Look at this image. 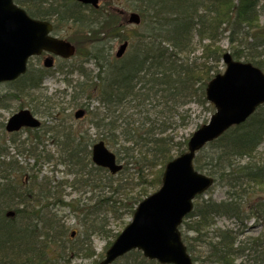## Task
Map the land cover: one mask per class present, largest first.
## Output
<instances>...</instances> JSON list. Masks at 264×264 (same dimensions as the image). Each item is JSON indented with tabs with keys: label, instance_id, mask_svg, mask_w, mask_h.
I'll return each instance as SVG.
<instances>
[{
	"label": "trees",
	"instance_id": "obj_1",
	"mask_svg": "<svg viewBox=\"0 0 264 264\" xmlns=\"http://www.w3.org/2000/svg\"><path fill=\"white\" fill-rule=\"evenodd\" d=\"M14 2L29 17L50 22L53 31L59 23L71 22L79 26L80 38L87 35L92 39L99 34L98 29L100 32L109 31L112 39L127 41L126 37L117 33L122 32L119 25L122 18L117 15L99 14L73 0ZM126 4L139 16L142 25L141 30L132 31L127 55L118 60L111 59L101 48L99 51L103 53L99 55L95 46L94 51L87 53L97 71L93 77L85 73L81 66L65 73L67 76L77 71L81 78V81L75 82L65 80L71 90L67 104L72 108H83L91 116L89 128L94 129L98 141L87 136L86 132H75L72 126L63 123L65 119L60 121L56 117L58 111L55 106L60 107L62 102L54 103L55 96L40 91L48 73L42 68L32 69L29 66L23 76L10 83L14 86L12 91L0 96V102L26 96L44 118L39 129L24 130L27 133L24 140L12 138L0 141V264H72L74 259L94 255L92 237H116L106 228L107 214L115 216L122 210L131 216L140 200L128 195L129 187L123 184L126 180L113 182L114 177L107 170L92 163L91 147L100 141L106 147H114L119 129L125 142L133 141L139 153L143 151L139 159V163H143L142 171L157 167L163 169L174 157L173 152H182L184 145L174 143L168 131L176 127L179 119H183V108L196 102L213 112V107L206 101L205 88L215 74H212L214 69L207 62H197L186 56L195 50V37L199 41L206 39L214 43L220 26L224 25L222 27L228 32L230 44L237 43L247 53L241 56L235 47L230 54L232 58L236 61L244 58V62L262 68L255 51L264 50V24L260 30L253 32L259 14L264 17V4H260L259 0H239L237 3L233 0H126ZM70 43L78 49L76 41ZM203 48L204 58L211 55L213 61H219L220 50L212 55L210 49ZM76 53H80V49ZM92 100L98 105L95 112L89 111ZM146 106L159 109L156 118L145 116L138 127L137 121L132 120L133 114L127 115V109L139 111L136 115L141 116L147 113ZM262 108L246 124L231 129L210 143L194 159L197 171L206 173L214 178L215 183H221L227 189L223 201L207 199L194 204L192 212L180 227L188 253L189 233L200 236L197 239L200 248L210 246V253H214L215 257L209 256L206 247L205 264H235V260L245 252L252 255L257 264H264V234L238 242L237 233L229 229H213L209 240L206 233L219 217L240 221L252 217L256 222L264 223V201L253 202L248 206L249 210H243L252 200L249 193L253 192L243 184L264 185V163L240 164L244 159L253 163V156L264 143ZM66 117L69 119L70 114ZM44 137L46 140L41 139ZM44 141H49L57 150L58 162L55 165L64 166L67 169L65 175L73 176L70 187L94 194L107 192L108 196L91 204L86 201L84 204L79 201L64 203L62 187L66 182L40 176L41 166L53 160V155L44 148ZM262 152L264 154V146ZM128 155L126 166L133 158L130 156L128 160ZM23 156L34 161L31 169L20 165L17 157ZM39 160H43L42 164L38 163ZM38 165L39 168H36ZM125 165L119 174L123 173ZM161 169L153 174L158 186L161 184ZM23 173L28 175L25 183L18 179ZM150 182L147 180L141 184L143 195L148 188L156 185ZM119 192L124 194L122 200L116 198ZM55 206L70 210L80 220L81 227L86 226L76 240L72 241L67 236L69 228ZM119 260H123V264H152L136 251Z\"/></svg>",
	"mask_w": 264,
	"mask_h": 264
},
{
	"label": "rangeland",
	"instance_id": "obj_2",
	"mask_svg": "<svg viewBox=\"0 0 264 264\" xmlns=\"http://www.w3.org/2000/svg\"><path fill=\"white\" fill-rule=\"evenodd\" d=\"M238 0H233V3H237ZM261 3L264 4V0H261ZM126 4V0H103L100 1L98 4V8L96 11L99 12V14H108V15H117L120 18H122L120 21V24L122 26V32L117 31L118 34H122V36L127 38L128 42V47L125 50V53L123 55L126 56L129 50V44H130V39L133 36L132 31H139L142 29L141 22L138 25L134 24H128L127 20L129 17V14L133 12L130 10ZM88 15V14H87ZM120 20V19H119ZM60 24V25H59ZM58 26L55 28V33L53 35L64 39L66 42H71L72 40L76 43L79 44L78 49L75 48L76 51L80 49V53H76L75 56L68 60H60V59H55L54 67L49 70V73L46 74L47 77L44 78L43 83L41 85L40 91L42 93H45L48 96H55L53 99V102L56 103L62 102L59 106H55L56 111H58V114L56 117L63 122L66 125L72 126L73 130L75 132H86L87 136H91L94 141H98L99 137L95 136L96 132L94 131L93 128H89V114L83 109V108H72L67 104L69 94L71 93V90L67 88L65 81H63V78L66 77L65 73H69V70L71 68H77L78 66H81L82 69L85 71V73H89L90 77H93L96 74V68L93 65V61L88 57L87 53L94 51L93 47H98L96 48L98 50V54L100 55L101 49H103L104 54H106L108 57L110 56L111 59H114L115 53L118 50L119 45L121 44V39L119 38H114L110 36L109 31H104L102 30L101 32L96 30L99 34L94 35L91 39L90 36L84 35L83 37H79L78 32L80 31L79 26L71 23V22H64V23H59ZM264 24V17L261 15L259 17L258 22L256 23L254 28H257L260 30L261 26ZM224 25L220 26V32L218 34L216 42H210L209 40H202L199 41L197 37L194 38L195 41V50L191 55H186L190 56V59H195L197 62L202 61V62H207L208 66H210L212 69V74L215 73L214 75L218 73H223L225 66L222 63L221 57L219 58L218 62L213 61L211 58V55L209 57L204 58V46H206L208 49H210L211 54L213 55L214 52H219V50L222 53L225 52H232L234 51L233 48H238L239 50L237 53H241V56L244 54H247L246 51L240 47H238V44H230L229 38H228V32L224 31V28L222 27ZM139 29V30H138ZM227 30V29H225ZM221 33V34H220ZM84 34V33H83ZM259 34V33H258ZM79 38V39H78ZM72 39V40H71ZM73 45V44H71ZM210 45V46H209ZM100 46V47H99ZM185 56V57H186ZM215 56V54H214ZM255 56H258L257 58H260L261 63L260 66H262V72L264 73V50H258L256 49L255 51ZM43 57H38V58H30L28 61V67L30 66L32 69H37V68H42V60ZM180 58L185 59L183 56ZM186 60V59H185ZM206 60V61H205ZM239 61H244V58H241ZM199 64V63H198ZM68 80H72L73 82L75 81H81V78L79 77V74L77 71H72L71 74H67ZM11 82H7L4 84H0V96H3V94H6L8 92H11L14 86L10 85ZM9 84V85H8ZM19 99V100H18ZM18 99H10L7 101H2L0 102V141L6 140L9 141L11 140H24L27 138V133L22 130L17 135H12L8 134L5 131V124L8 118L19 111L20 109L24 110H29L31 111L35 117L40 120L41 123L44 122V118L41 116V114L38 112V110H35L34 104L32 105L29 103V99L26 96H23ZM57 102V103H58ZM97 102L92 100L90 102L89 106V111L95 112L97 108ZM64 108V109H63ZM82 109L84 110L83 117H81L79 121L74 120L72 117L75 110ZM147 113L145 110V114L143 115H136L137 111L130 108L127 109V115L133 114L132 120H136L138 123V127L140 123H142L141 120H144L145 116L150 117V119L156 118L155 114L159 110L157 107L151 108L150 106H146ZM61 110H64L63 112ZM156 110V111H155ZM215 111L209 112L205 108H203L200 104L193 102L191 104L186 105V107L183 108L181 114L183 116V119H179L176 123V127H172L173 129L168 131V134H170V137L172 136L174 139V143H181L184 145L182 147V152L180 154H184L187 150V145L189 139L192 137L193 133H195L197 130H199L202 126L207 125L208 122L210 121L211 117L213 116ZM68 114H70V117H66ZM146 118V117H145ZM137 127V124H136ZM142 127V129H144ZM147 129V127H146ZM121 130L118 129L116 132V135L118 137L116 141V145L114 147L107 146L108 150L112 153H114L118 159V162L122 165V168L120 169V172L123 169V166L126 164L125 160L127 159L126 154L128 153V160L130 156H133L132 162L129 165H125V170L123 171L122 174H119V172L114 175V180L113 182H116L117 180L119 181H125L123 184L127 185L129 187V191L127 192L129 196L136 197L138 200H143L152 193L156 192V190L159 188V186L155 182L154 178V173L157 170H160L161 167H157L156 169L153 168L151 170H141L143 168V163H139V159L141 157V153H139V150L133 145L132 142H125L123 140V137L120 135ZM142 132V131H141ZM140 132V133H141ZM43 140H46V137L41 138ZM44 148L46 151H49L53 155V160L50 162V164H44L41 166V172L40 176L47 177L49 180H54V181H62L66 182V184L62 187V199L64 203H68L70 201H79L81 204H84V202H88L89 204L93 203L97 199H102L106 198L108 196L107 192H100V193H89L87 190H74L72 187H70V184L72 182L73 176L69 175L66 176L65 171L67 170L64 166L62 165H55L58 160H57V155L56 152L57 150L53 145L49 143V141H44ZM201 151V150H200ZM199 151V152H200ZM263 145L260 146L257 149V154L253 156V163L252 162H247V159H244L240 164L241 165H250V164H256L260 165L264 163V154H263ZM198 152V153H199ZM12 153V152H11ZM196 153V156L197 154ZM180 154H176V152H173L174 157L172 158H178ZM17 160L20 162V165L23 166V168H29L31 169L30 166L34 164V161L31 158H27V156L23 157H17ZM43 160H39L38 163L42 164ZM39 168V165L38 167ZM164 168V167H163ZM155 169V170H154ZM149 171V172H148ZM163 169H161V172ZM204 175H207L206 173L203 172ZM21 177H18V179L23 180L25 183L27 179V174L23 173L21 174ZM208 176V175H207ZM161 178V177H160ZM147 180L151 184H156L155 186L153 185L154 188H148L146 190V195H143L144 192L142 193L141 185L143 181ZM253 186L249 185H244L245 188H247L249 191H253L252 193H249L252 195V200L250 203L246 206H244L243 210H247L248 206L253 204V202H256L257 204L261 201H264V185H255L252 184ZM225 185L221 183H213V185L206 191L204 194L200 195L197 197L195 200H193L194 204H197L201 202L202 200H207L211 199L215 202H220L225 200L226 198V192L227 189L224 187ZM123 192L117 193L116 198H122L124 197L122 195ZM134 198L135 200H137ZM89 206V205H88ZM57 210L59 211V215L63 217L65 225L69 228L67 232V236L73 241L76 240L78 237H80V234L82 233L81 230L85 229L82 228L80 220H78L75 215L71 213L70 210L66 209L65 207H60V206H55ZM249 210V209H248ZM69 211V212H68ZM107 219V229L110 230L112 235L118 236L124 229L125 227L131 222L132 220V215L130 216L129 214H125V211L120 210V213L114 216L111 213H108L106 216ZM243 225V226H242ZM237 221V220H231V219H225V218H217L216 223L214 226L210 227L206 231L207 239L212 238V230L215 228H220L224 229L225 227L231 228L235 230L238 233L237 241L241 242L245 239L248 238H256L259 234H264V223H259L256 224V221L254 219L250 220H245L243 223ZM204 233V232H203ZM72 234V236H71ZM188 236L190 237V243H193L195 241V249H198V253H195L196 257L194 259L199 260V262H196L195 264H205V259L206 258V253L203 247L201 246L200 248V243H198L197 239H199L200 236H198L195 233H189ZM115 239V237H110V238H105L104 236H94L92 237V245L94 248V255L90 257H85L83 259H74L72 261V264H100L102 261V258L104 257L105 251L108 249L112 241ZM204 239V237H203ZM205 245L204 243H202ZM197 246V247H196ZM141 254V252H140ZM142 256V254H141ZM120 258H117L114 260L111 264H123V260H119ZM119 260V261H118ZM204 261V263H203ZM150 262V261H149ZM202 262V263H201ZM152 264H156L157 262L154 263V261L151 262ZM235 264H257L253 258L252 255H250L248 252H245V254H242L235 260Z\"/></svg>",
	"mask_w": 264,
	"mask_h": 264
},
{
	"label": "water",
	"instance_id": "obj_3",
	"mask_svg": "<svg viewBox=\"0 0 264 264\" xmlns=\"http://www.w3.org/2000/svg\"><path fill=\"white\" fill-rule=\"evenodd\" d=\"M77 1L97 7L100 0ZM127 21L138 25L140 19L131 13ZM51 29L50 23L30 18L13 0H0V83L13 81L24 74L27 60L43 51L63 59L74 54L72 45L50 36ZM126 47L125 42L115 57L120 58ZM222 60L226 65L225 72L216 75L206 87V98L216 109L214 115L189 139L187 152L166 165L161 187L138 204L131 222L106 251L100 264H110L131 250H138L145 258L160 264H193L178 227L192 210L195 196L213 183L212 178L193 170L195 153L229 126L243 122L257 105L264 102L262 72L250 64L233 61L227 53ZM43 66L50 68L52 59L46 58ZM83 114L78 110L74 118L80 119ZM39 126V120L28 110H20L10 116L5 130L11 133ZM91 161L112 175L122 168L101 141L92 146Z\"/></svg>",
	"mask_w": 264,
	"mask_h": 264
},
{
	"label": "bare ground",
	"instance_id": "obj_4",
	"mask_svg": "<svg viewBox=\"0 0 264 264\" xmlns=\"http://www.w3.org/2000/svg\"><path fill=\"white\" fill-rule=\"evenodd\" d=\"M75 3H77V4H79V5H83V6H89V5H85V4H82V3H80V2H78L77 0H73ZM239 1V0H238ZM259 3L260 4H263V3H261V0H259ZM260 16L262 15L261 13L259 14ZM258 31V29L257 28H254V30H253V32H257ZM228 54V55H230L231 54V51L230 52H225V53H222L221 54V57H223V55L224 54ZM25 74V73H24ZM18 78H20V77H17L15 80H17ZM5 82H1L0 84H4ZM262 107H264V102H262L260 105H257L256 107H255V109L253 110V112L243 121V122H240L239 124H234V125H231V126H229L226 130H224L220 135H218L216 138H214L213 140H210V141H208L206 144H205V146H208L210 143H212V142H214V141H216L217 139H219V138H221L223 135H225L226 133H228L231 129H233V128H235V127H237V126H240V125H243V124H246L257 112H260V111H262L263 110V108ZM264 146V143H262L261 144V146ZM219 218H224V217H219ZM217 219V218H216ZM216 219L214 220V223H216ZM225 219H227V218H225ZM250 219H254V218H249V219H245V220H250ZM229 220V219H228ZM231 220H235V219H233V218H231ZM245 220H242V221H240V220H237V221H239L240 223H241V225H242V223L245 221ZM256 221V220H255ZM259 223H262V222H256V224H259ZM243 226V225H242ZM220 229V228H219ZM224 229H229V230H232L233 232H236L235 230H233V229H231V228H228V227H225ZM224 229H222V230H224ZM237 233V232H236ZM237 237H238V233H237ZM194 243H196L195 241H193V243H190L189 242V252L190 253H188V251H187V249H186V252H187V254L189 255V257L192 259V261H193V264H195L197 261H194V259L193 258H195L196 257V255H195V253H198L199 251H198V249L196 248L195 249V244ZM197 247V246H196ZM207 248H208V254H209V256H211V257H215V254L214 253H210V251H211V248H210V246H206ZM206 247H204L203 249L205 250V253H207V248ZM245 254V253H244Z\"/></svg>",
	"mask_w": 264,
	"mask_h": 264
},
{
	"label": "flooded vegetation",
	"instance_id": "obj_5",
	"mask_svg": "<svg viewBox=\"0 0 264 264\" xmlns=\"http://www.w3.org/2000/svg\"><path fill=\"white\" fill-rule=\"evenodd\" d=\"M42 56H44L43 58H45V57H51V58H54V61H55V59H60V58H58V57H54V56H52V55H49V54L46 53V52H42L41 55H40L39 57H42Z\"/></svg>",
	"mask_w": 264,
	"mask_h": 264
}]
</instances>
